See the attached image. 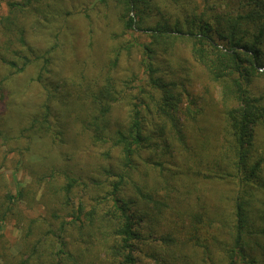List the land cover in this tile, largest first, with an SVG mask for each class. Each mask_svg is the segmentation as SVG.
<instances>
[{
  "label": "trees",
  "instance_id": "16d2710c",
  "mask_svg": "<svg viewBox=\"0 0 264 264\" xmlns=\"http://www.w3.org/2000/svg\"><path fill=\"white\" fill-rule=\"evenodd\" d=\"M42 1L0 16V264H264V0H102L84 59Z\"/></svg>",
  "mask_w": 264,
  "mask_h": 264
},
{
  "label": "rangeland",
  "instance_id": "374dc122",
  "mask_svg": "<svg viewBox=\"0 0 264 264\" xmlns=\"http://www.w3.org/2000/svg\"><path fill=\"white\" fill-rule=\"evenodd\" d=\"M14 0H0V16L6 13V3ZM107 9L102 0H43L38 13L33 14V18L40 21L39 26H34L30 35V44L35 49L44 51L53 42V33L59 30L62 26L66 28V39L72 40L74 53L79 59L87 58L89 55L88 42L90 37H93L94 52L101 50L103 39L106 37V32L111 27H115L113 3ZM66 13H70L66 17ZM108 15L107 19L105 15ZM89 16V19L87 18ZM28 22H31L29 19ZM108 26V27H107ZM99 47V45H101ZM73 50L71 51L69 44L66 49V57L72 59ZM73 60V59H72ZM69 60V61H72ZM214 119L211 123L216 125ZM33 159H38L34 157ZM9 185L14 189L16 184L26 186L30 183L28 172L23 167L12 168L8 163L0 169ZM38 200V198H36ZM44 214L40 205H35L29 215L32 217H40ZM4 234L6 239L12 244V252L16 253L20 249V244L17 239L20 236V231L13 228L11 224L4 226Z\"/></svg>",
  "mask_w": 264,
  "mask_h": 264
}]
</instances>
